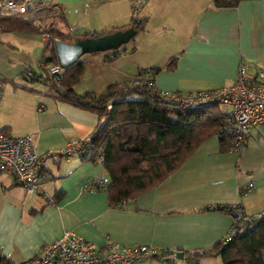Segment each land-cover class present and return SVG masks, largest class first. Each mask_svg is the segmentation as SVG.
<instances>
[{
  "label": "crops",
  "instance_id": "1",
  "mask_svg": "<svg viewBox=\"0 0 264 264\" xmlns=\"http://www.w3.org/2000/svg\"><path fill=\"white\" fill-rule=\"evenodd\" d=\"M46 1L61 9L58 19L39 18L35 23L53 24L74 38L121 28L131 17L147 18L144 28L121 47L122 55L109 59V52L102 51L78 58L82 72L73 88L79 94L100 93L111 83L134 85L131 80L143 67L152 69L158 89L183 94L233 82L239 63L251 80L258 71L264 73V0H239L232 6H215L213 0ZM0 43L28 57L38 54L39 66L47 38L1 28ZM30 69L32 76L44 73L40 66L39 71ZM32 76L11 84L1 79L0 130L11 136L30 134L40 150L58 149L100 122L95 113L54 98L42 78ZM228 110L225 104L215 107L222 115ZM103 175L102 163L82 160L78 154L50 157L39 183L46 198L0 174V254L14 261L30 259L65 230L96 244L108 238L175 252L208 249L222 239L233 218L201 206L237 205L249 216L264 211V132L252 126L241 150L225 149L215 134L207 137L163 180L124 203L110 204L105 190L82 189L85 181ZM248 184L252 190L244 191ZM184 261L156 257L139 264ZM195 264L223 262L216 254Z\"/></svg>",
  "mask_w": 264,
  "mask_h": 264
},
{
  "label": "trees",
  "instance_id": "2",
  "mask_svg": "<svg viewBox=\"0 0 264 264\" xmlns=\"http://www.w3.org/2000/svg\"><path fill=\"white\" fill-rule=\"evenodd\" d=\"M238 1L213 0V4L232 6ZM146 21V17H131L129 23L121 28L132 25L138 32L144 28ZM1 28L47 34L49 38L39 62H46V56L51 57V63L56 62L52 47L55 38L66 42L74 39L53 24L40 27L35 20L4 18L0 21ZM97 34L101 32L85 35ZM81 72L82 63L77 60L64 68L59 85L54 84L53 78L45 72H38L37 76L42 78L54 98L91 111L100 119L89 132L91 153L79 156L82 160L102 163L108 179L105 191L110 204H118L155 186L204 139L215 134L222 123L224 114L215 111L216 103L197 109H180L157 92L136 83H111L100 93L79 94L73 86ZM37 76L31 79H37ZM218 138L225 149H234L229 138ZM237 207L212 203L200 209H213L231 215L238 212ZM248 219L250 225L229 241L220 240L208 249L182 250L184 260L218 254L223 264H264V211ZM5 258L0 254V264Z\"/></svg>",
  "mask_w": 264,
  "mask_h": 264
},
{
  "label": "built area",
  "instance_id": "3",
  "mask_svg": "<svg viewBox=\"0 0 264 264\" xmlns=\"http://www.w3.org/2000/svg\"><path fill=\"white\" fill-rule=\"evenodd\" d=\"M60 12L61 9L56 4L46 0H0V21L4 18L25 20L48 18L57 21ZM45 37L48 40L47 34ZM123 52L124 50L118 47L109 51L108 58L120 56ZM39 66L53 78L54 84L61 83L64 67L57 62L43 61L39 63ZM33 73L31 69H27L22 73V77H30ZM153 75L152 69L143 67L131 81L157 92L180 109H197L214 103L228 105L229 110L223 115L222 123L215 135L229 138L235 150H241L245 146L252 126H257L264 132V73L262 71H258L255 79L251 80L246 75L245 65L239 63L233 82L186 94L158 89ZM91 151L89 133L83 137L69 138L62 148L40 150L30 134L11 136L0 131V174L10 175L26 192L38 193L48 198L49 196L44 193L39 184L45 161L54 156L88 155ZM107 182V176L103 175L85 181L82 189L105 190ZM250 190L252 185H246L244 191ZM124 202L126 200L120 201V203ZM237 211L236 217L232 219L226 234L221 239L224 242L241 233L246 227V221L249 220V215L245 214L239 206ZM156 257L171 263L178 260L175 251L170 248H158L148 243L123 244L108 238L104 243L96 244L73 231L65 230L57 240L40 248L34 257L24 261L5 258L1 264H139L142 260ZM195 263L194 259L184 261V264Z\"/></svg>",
  "mask_w": 264,
  "mask_h": 264
},
{
  "label": "water",
  "instance_id": "4",
  "mask_svg": "<svg viewBox=\"0 0 264 264\" xmlns=\"http://www.w3.org/2000/svg\"><path fill=\"white\" fill-rule=\"evenodd\" d=\"M137 33L136 28L129 25L124 28H117L108 32L97 35H85L82 37H75L72 41L66 42L59 39H54L52 47L54 51L55 61L61 67H67L78 60V58L89 52H102L111 49H117L122 44L128 42ZM46 62H51V57L46 56ZM236 212L231 214L235 218ZM250 221L247 220L245 226L248 227ZM183 251L177 250L175 256L178 259H183Z\"/></svg>",
  "mask_w": 264,
  "mask_h": 264
},
{
  "label": "rangeland",
  "instance_id": "5",
  "mask_svg": "<svg viewBox=\"0 0 264 264\" xmlns=\"http://www.w3.org/2000/svg\"><path fill=\"white\" fill-rule=\"evenodd\" d=\"M94 32H97V30ZM131 40L122 44L121 47L127 46ZM29 56L21 53L16 47L0 43V79H3L4 83L7 84L20 83L23 80L22 73L25 70L32 68L35 71H39V66L37 65L38 54L35 56V54L30 53ZM35 85L40 84L36 83Z\"/></svg>",
  "mask_w": 264,
  "mask_h": 264
}]
</instances>
